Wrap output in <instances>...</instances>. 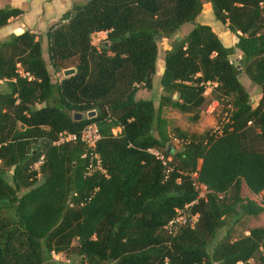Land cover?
<instances>
[{
  "label": "trees",
  "instance_id": "obj_1",
  "mask_svg": "<svg viewBox=\"0 0 264 264\" xmlns=\"http://www.w3.org/2000/svg\"><path fill=\"white\" fill-rule=\"evenodd\" d=\"M207 2L231 46L194 21L201 0L72 1L45 31L51 68H74L57 81L35 33L0 41V264H52V253L76 264H264V225L234 235L229 222L264 210L241 194L264 188V0ZM21 13L0 7V27ZM171 37L157 104L135 98L151 86L157 41ZM242 72L259 88L255 106ZM211 101L224 115L212 131L188 133L162 116L170 106L196 121ZM89 122L99 132L91 152L78 139L54 143ZM147 148L169 156L167 174ZM192 172L208 192L189 206L194 225L170 236L164 224L195 197Z\"/></svg>",
  "mask_w": 264,
  "mask_h": 264
},
{
  "label": "rangeland",
  "instance_id": "obj_2",
  "mask_svg": "<svg viewBox=\"0 0 264 264\" xmlns=\"http://www.w3.org/2000/svg\"><path fill=\"white\" fill-rule=\"evenodd\" d=\"M27 1H24L21 4V6L25 10L28 9V14L30 15H34V14L29 13V11H31V9L33 8L34 10H36L37 8L36 16L39 18L37 20L32 19L33 26L30 25L29 27L30 28L32 27L33 31L36 30L35 34L40 41L41 48H42V56H43L44 61L46 62V68L49 72L51 81H57L59 77L62 76L61 70L60 72L54 71L48 63L47 52H46L47 40L45 37V31L47 29V26L51 24L49 23L47 19H52L53 17H55L56 9L60 10V8H62L64 3L67 1L66 0H59V2L57 0H27ZM201 1H202V9L200 13L198 14V16H196L194 21L196 23L213 22V15H212L209 3L207 2V0H201ZM5 3L12 4L14 3V1L0 0V6H3ZM57 3L61 4V6H59ZM57 19L58 18L55 17L54 20H57ZM189 28H190V24L183 23L178 28V31L175 33L174 36L176 35L181 36L182 34L186 33ZM18 31L20 30L17 29L15 33ZM217 31L220 34L219 39L224 45L231 44L232 41L236 39L235 36L232 35L230 32H225L224 30H220V29H217ZM104 37H105L104 32H98L97 34H94L91 37V43L94 46L99 47L100 42L104 39ZM173 38L174 37L162 38L157 41V57H156V62H155V72L152 77L151 86L149 88H140L137 91L135 98L153 99V103L155 105L157 104L158 97L161 93V88L158 83V76L160 75L162 71L163 52L165 49L169 48V45L171 44ZM237 55H238V52L235 51L230 57L235 58ZM238 80L249 93H251V91L254 89L259 90L258 86L251 83L248 77L246 76V74L243 72L240 73ZM5 89H6L5 85L3 83H0V90H5ZM209 89H210V86L206 88V91H205L206 94H208ZM210 104H213V103H210ZM162 116L169 118L173 126H176L182 131H186L188 133H202L207 130L212 131L216 129V126H219L224 122L223 120L224 115L220 112V109L217 103H215L213 107H208V104H206L201 109L199 113V117L196 121L191 120L189 118V115L180 113L177 109L172 108L170 106L163 107ZM175 147H177L176 143H175ZM241 194L244 197H249V198L254 199L258 203V199H256L254 195L248 192V190L244 186H242L241 188ZM233 219L234 218L230 219L229 222L234 223L233 233L234 235H237L238 233L245 231L247 228L251 226L263 225L264 224V210L255 217L245 215V216L239 217L235 221H233ZM220 231L223 232L224 228H222ZM77 260H78V257L76 255L65 254V253L54 254L51 258L52 264H76Z\"/></svg>",
  "mask_w": 264,
  "mask_h": 264
},
{
  "label": "built area",
  "instance_id": "obj_3",
  "mask_svg": "<svg viewBox=\"0 0 264 264\" xmlns=\"http://www.w3.org/2000/svg\"><path fill=\"white\" fill-rule=\"evenodd\" d=\"M210 103L208 107H213L216 102L211 101ZM117 130L118 128H114L112 129V132L114 133ZM98 138L99 132L96 124L94 122H89L85 124L77 133H69L66 131L58 132L54 143L57 144L64 141H75L76 139H78L89 150V152H91ZM173 141L175 143L179 142L177 138H173ZM146 151L150 153L157 161H159V163L163 167L164 173L167 174V172L171 169V166L169 164V156H166L161 151L155 148H147ZM93 157L96 158V155L93 154ZM34 166L36 167L37 163ZM91 167L92 166L90 162L87 166L88 172L91 170ZM189 177L191 187L195 192V197L189 204H185L181 208H175L174 215L164 224V229L170 236H173L182 225H188L189 227H192L194 225L197 214L191 213L189 211V206L199 199H205V196L208 192L206 186L202 182L198 181L196 172L190 173ZM254 197L258 199V202L260 204L264 205V188H262L257 194H255ZM52 255L54 254L52 253Z\"/></svg>",
  "mask_w": 264,
  "mask_h": 264
},
{
  "label": "crops",
  "instance_id": "obj_4",
  "mask_svg": "<svg viewBox=\"0 0 264 264\" xmlns=\"http://www.w3.org/2000/svg\"><path fill=\"white\" fill-rule=\"evenodd\" d=\"M12 1H14V3H12V4L11 3H5L4 5H10L12 7H18V8H20L22 10V13L20 15L16 16V17L9 18L8 21H7V23L5 25H3V26L0 27V41L2 39H4L7 35H9L10 33H15V31L17 29H19L20 31H18L16 33H19V32H21L23 30H29V31H32L33 33H36L35 32L36 30L33 31V28L32 27L30 28L29 26L30 25L33 26V20H37L39 18V17L36 16L37 8H36V10H34V8L31 9V11H29V13H32L34 15H30V14H28V9L25 10L21 6V4L24 1H27V0H12ZM57 1L59 2V0H57ZM66 1L67 2H65V3L63 2L64 5L62 6V8H60V10L56 9V12H55L56 13L55 14V17L56 18H58L60 16V14L69 7V5H70V3L72 1H81V0H66ZM57 4L59 6H61V4H59V3H57ZM0 7H2V6H0ZM55 17H53L52 19H47V20L49 21V23H52V22L55 21L54 20ZM46 23H47V21H46ZM200 23H205V24L210 25L212 27V29L216 32V34L218 35V37H220V34L217 31V29L224 30L225 32H229L226 29L225 25L222 24V23H220V22H218L217 20H215L214 17H213V22H211V23H208V22H200ZM235 40L236 39H234L231 44H226V46H231L235 42ZM251 94H253V95H251ZM259 98H260V91L259 90H255V89L252 90L251 93H249V101H250L251 106H255ZM260 226H262V225H260Z\"/></svg>",
  "mask_w": 264,
  "mask_h": 264
},
{
  "label": "water",
  "instance_id": "obj_5",
  "mask_svg": "<svg viewBox=\"0 0 264 264\" xmlns=\"http://www.w3.org/2000/svg\"><path fill=\"white\" fill-rule=\"evenodd\" d=\"M73 72H74V68L69 67V68L62 69L61 70V75L63 77H67V76L71 75ZM92 114H94V111H88V112L85 113V117L86 118H90ZM82 117H83L82 113H74L73 114V119L79 120ZM166 151H168V149H166Z\"/></svg>",
  "mask_w": 264,
  "mask_h": 264
}]
</instances>
